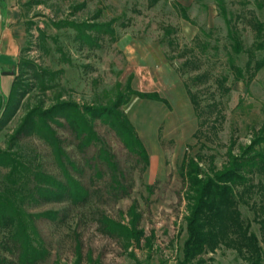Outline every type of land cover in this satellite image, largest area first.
I'll return each instance as SVG.
<instances>
[{
	"label": "rangeland",
	"instance_id": "1",
	"mask_svg": "<svg viewBox=\"0 0 264 264\" xmlns=\"http://www.w3.org/2000/svg\"><path fill=\"white\" fill-rule=\"evenodd\" d=\"M222 3L240 31L244 52L239 55L228 46L224 17L215 0H159L153 6L149 0H18L27 27L18 63L25 59L49 72L52 89L45 94L33 89L16 111L4 118L0 150L10 148L32 169L64 181L45 142L35 136L12 141L27 110L47 109L58 100L81 108L106 105L117 92H125L128 80L135 92L158 93L168 104L132 96L121 108L148 154L146 167L100 121L94 122V130L101 144L92 143L83 150L64 120L60 119L59 126L52 125L75 166L73 169L65 163L68 173L90 196L77 205L38 200L27 206L28 213L34 215L57 213L55 220H35L47 252L37 264H76V242L81 246L80 264H177L182 259L186 207L178 168L183 157L212 156L220 168L231 140L248 144L252 129H258L264 120V68L247 82L236 81L230 67L233 64L245 71V50L255 37L245 19L253 15L264 26V0ZM180 8L188 19L183 18ZM71 23L82 28L93 25L92 31L83 34L90 41L86 42ZM165 27L174 32L166 36ZM263 56V52L257 53L258 58ZM194 57L198 58V69H181L187 58ZM15 73L17 67L7 72L0 69V91L5 95ZM202 74L205 80L193 88L203 92L202 106L208 119L200 128L184 84ZM213 103L216 110L209 114L208 105ZM197 131L204 132L207 139L198 140ZM102 146L114 156L124 190L112 189L111 173L97 157ZM207 161L203 160L205 167ZM97 170L100 176H96ZM7 173L8 169L0 167V187ZM132 205L140 214L139 228L144 236L153 235L151 248L144 247L143 241L125 248L122 241L99 231L101 214L128 224L127 212ZM240 211L260 239L252 212L243 205ZM1 241L0 234V257L6 264H16L15 256L2 248ZM203 260V264H244L235 252L223 248Z\"/></svg>",
	"mask_w": 264,
	"mask_h": 264
},
{
	"label": "trees",
	"instance_id": "2",
	"mask_svg": "<svg viewBox=\"0 0 264 264\" xmlns=\"http://www.w3.org/2000/svg\"><path fill=\"white\" fill-rule=\"evenodd\" d=\"M149 1L153 6L159 0ZM215 1L224 17L228 46L239 55L244 52L240 31L233 17L228 16L222 0ZM180 11L183 18L188 19L182 8ZM245 21L255 34L250 48L245 50L248 54L245 71L233 64L230 67L236 81L247 79V82H250L264 68V56L257 57V53H264V26L253 15ZM69 25L76 28L86 42L90 41L83 34L92 31L93 25L84 24L83 28L75 23ZM173 32L174 30L169 27L164 28L166 36H170ZM42 39L43 37L41 41ZM169 45H172V40H169ZM201 45L204 54L205 46L203 43ZM197 59V57L187 58L181 69L187 67L198 69ZM16 67L18 73L13 74L14 81L9 93L5 95L0 91V123L6 122V119L16 111L19 103L33 89L37 88L42 94L52 89L49 84L51 74L33 62L22 59ZM205 76L202 74L193 77L190 84L187 82L184 84L200 128L205 126L208 119L206 108L202 106L203 92L198 89L194 91L193 88L197 83L205 80ZM130 82L128 80L125 92H117L113 101H109L106 105L81 108L73 102L58 100L47 109L40 106L27 110L12 141L21 136H35L45 142L64 174V181L39 169H32L20 156L12 153L10 148L6 151L0 150V167L8 169L0 187L1 246L15 256L16 264H37L44 259L47 252L41 243L35 220L41 217L55 220L57 217V213L53 211L30 214L27 211L29 204L42 200L68 201L72 205H77L85 202L90 196L89 191L68 173L65 163L73 169L75 166L63 150L62 141L53 129V124L59 126L60 119L64 120L71 134L78 141L77 146L83 150L92 143L101 144L94 130V122L100 121L115 133L131 156L143 162L144 167L148 166V154L121 108L132 96L166 106L168 104L158 93L135 92L131 89ZM216 106L215 103L208 105V113L214 112ZM204 134L197 131L195 137L198 140L207 139ZM203 146L204 144L201 145L202 148ZM225 156V162L218 168L212 156L185 155L178 168L184 186L186 238L182 247V259L177 264H203L205 256L214 254L222 248L235 252L244 264H264V120L258 129H252L248 144L239 145L231 140ZM97 157L104 162L111 173L112 189L124 190L118 181L117 174L119 176L122 174L114 162V156L102 146L98 150ZM205 158L208 159L206 167L203 165ZM96 176H100L98 170ZM240 205L246 206L252 212L253 221L259 226L260 239L251 231L250 223L242 218ZM127 213L128 224H122L101 214L98 218L99 231L122 241L125 248L132 245L139 246L142 241L144 247L151 248L153 235L145 237L143 230L139 228L140 214L137 212V207L132 205ZM75 255L76 264H80L82 255L79 242H76ZM0 264H6L2 257Z\"/></svg>",
	"mask_w": 264,
	"mask_h": 264
},
{
	"label": "crops",
	"instance_id": "3",
	"mask_svg": "<svg viewBox=\"0 0 264 264\" xmlns=\"http://www.w3.org/2000/svg\"><path fill=\"white\" fill-rule=\"evenodd\" d=\"M0 69L7 72L18 64L19 51L25 40L27 27L18 0H1Z\"/></svg>",
	"mask_w": 264,
	"mask_h": 264
},
{
	"label": "water",
	"instance_id": "4",
	"mask_svg": "<svg viewBox=\"0 0 264 264\" xmlns=\"http://www.w3.org/2000/svg\"><path fill=\"white\" fill-rule=\"evenodd\" d=\"M1 32H2V27H1V24H0V36H1Z\"/></svg>",
	"mask_w": 264,
	"mask_h": 264
}]
</instances>
